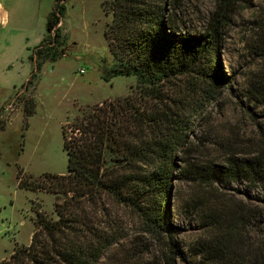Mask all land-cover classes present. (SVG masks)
I'll return each instance as SVG.
<instances>
[{
	"label": "rangeland",
	"instance_id": "rangeland-1",
	"mask_svg": "<svg viewBox=\"0 0 264 264\" xmlns=\"http://www.w3.org/2000/svg\"><path fill=\"white\" fill-rule=\"evenodd\" d=\"M106 1L0 0V262L30 244L36 210L57 219L54 204L62 195L18 182L67 173L61 127L68 130L104 101L128 99L145 110L155 103L135 75L107 73L115 60L104 36L111 21ZM175 1L170 17L179 31L192 34L205 32L221 3ZM56 4L65 11L49 44L46 22ZM225 14L218 62L226 80L217 93H200L184 79L166 83L163 91L172 111L180 100L186 105L176 119L188 120L189 127L174 155L168 194L181 252L175 264H221L229 252L222 242L245 254L264 241V179L215 181L205 173L209 167L225 170L230 161L252 162L264 144V0L232 1ZM35 62L41 67L30 77ZM92 217L98 230L120 236L99 264H159L166 236L147 233L130 208L104 198Z\"/></svg>",
	"mask_w": 264,
	"mask_h": 264
},
{
	"label": "trees",
	"instance_id": "trees-1",
	"mask_svg": "<svg viewBox=\"0 0 264 264\" xmlns=\"http://www.w3.org/2000/svg\"><path fill=\"white\" fill-rule=\"evenodd\" d=\"M232 1L221 0L203 34L179 31L169 15L175 0L106 1L111 21L104 36L115 60L107 73L135 75L155 103L145 110L128 99L104 101L76 119L68 130L61 127L67 173H46L41 181L20 178L18 182L27 190L62 195L63 200L54 204L57 219L36 210L30 244L14 248L0 264H99L120 238L94 225L92 211L104 198L130 208L147 233L166 236L159 264H175L181 252L173 240L178 228L168 218V194L174 155L189 127L188 120L176 119L185 113L186 105L180 100L181 105L176 104V111H172L163 91L166 83L184 79L198 92L213 97L225 83L218 52L226 26L225 11ZM64 11V5L56 4L47 18L49 44L56 41L51 33L58 37L57 25ZM261 36L264 39V32ZM35 58L32 53L30 59L34 62ZM40 67L35 62L30 77ZM154 125L159 131L155 132ZM205 173L215 181L264 179V144L252 162L230 161L225 170L209 167ZM259 200L264 206V196ZM221 244L229 250L221 264H264V241L246 249L245 254L236 250V244L235 248ZM140 261L136 264H154Z\"/></svg>",
	"mask_w": 264,
	"mask_h": 264
},
{
	"label": "crops",
	"instance_id": "crops-1",
	"mask_svg": "<svg viewBox=\"0 0 264 264\" xmlns=\"http://www.w3.org/2000/svg\"><path fill=\"white\" fill-rule=\"evenodd\" d=\"M0 13H3V8L0 6ZM2 15V14H1ZM4 22L3 21V16H1V23ZM34 66V65H33Z\"/></svg>",
	"mask_w": 264,
	"mask_h": 264
},
{
	"label": "built area",
	"instance_id": "built-area-1",
	"mask_svg": "<svg viewBox=\"0 0 264 264\" xmlns=\"http://www.w3.org/2000/svg\"><path fill=\"white\" fill-rule=\"evenodd\" d=\"M80 73H83L84 72V70L83 69H80V71H79Z\"/></svg>",
	"mask_w": 264,
	"mask_h": 264
}]
</instances>
